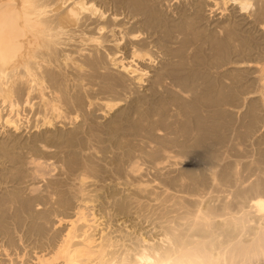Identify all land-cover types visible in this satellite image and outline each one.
Masks as SVG:
<instances>
[{
    "label": "bare ground",
    "instance_id": "obj_1",
    "mask_svg": "<svg viewBox=\"0 0 264 264\" xmlns=\"http://www.w3.org/2000/svg\"><path fill=\"white\" fill-rule=\"evenodd\" d=\"M173 1L0 0V264L256 259L264 0Z\"/></svg>",
    "mask_w": 264,
    "mask_h": 264
},
{
    "label": "rangeland",
    "instance_id": "obj_2",
    "mask_svg": "<svg viewBox=\"0 0 264 264\" xmlns=\"http://www.w3.org/2000/svg\"><path fill=\"white\" fill-rule=\"evenodd\" d=\"M161 1H162L161 4L163 3L162 7L164 6V3H165V6H166V7L168 6V7H167V8H164V9H165L166 11L169 10V12H171V11H170L171 9H169V8H172V7L174 6L173 3H176V2L173 1V0H171L173 3H172L170 0H168V1H167V0H161ZM163 1H164V2H163ZM169 2H170V3H169ZM172 4H173V5H172ZM170 5H171V6H170ZM167 9H168V10H167ZM203 10H204V11H207V10H205V9H203ZM204 11H203V12H204ZM207 12H208V13H207ZM207 12H206L207 15H206L205 12L203 13L204 18H205L204 21H206V18H208L207 20H209V22H207V21H206L207 23H206V22H203V23H202V24H203L202 26L204 27V26H206V25L208 24L205 28H208V27L212 28V26L214 25L213 23H215V22H214V19H216L220 14H217V15L215 14V15H214L213 13H210V14H209V11H207ZM224 16L227 17V14L225 13ZM224 16H223L222 20H224ZM226 17H225V18H226ZM218 21H219V19H218ZM204 23H205V24H204ZM211 24H212V25H211ZM123 51H125V52H123ZM120 52H121V53H120ZM120 52H118V53L121 55V57H125L126 55L128 56L126 50L123 49V50H121ZM118 53H117V55H118ZM124 53H125V54H124ZM120 55H119V56H120ZM122 55H123V56H122ZM127 56H126V57H127ZM261 84H262V87L264 88V78L262 79ZM262 93H263V98H264V89H263ZM97 97H98V99H100V98L102 99L103 96L98 95ZM97 97H96V98H97ZM99 97H100V98H99ZM112 112H113V111H112ZM112 112L109 111L108 114H112ZM76 114H77V113H74V112H73V113H70L69 116L72 117V116H75ZM22 115L24 116V114H21V116H20L21 121H22V122H23L24 120L26 121L27 118H28V120H31V121L29 122V121L27 120L26 122H29V123H24L25 121H24L23 123L26 124V125H27V124H28V125L31 124V122H32V118H33V116H31V112H28V113H27V116H28L27 118H26V116L23 117ZM109 116H110V115H109ZM30 117H31V118H30ZM263 117H264V115H263ZM24 118H25V119H24ZM22 119H23V120H22ZM78 119H79V117H78ZM99 120H100V119H99ZM262 125H263V126H262V131H263V133H264V119H263V124H262ZM260 142H261L262 144H261V143H258V144H260V146L264 147V143H263V141H260ZM258 144H254V145H252V146H254L253 148H255V147L257 148V147H258ZM195 152H196V153H195ZM203 152H204V153H203ZM202 155H203V156H202ZM190 156H191V157L193 156L192 158H195V159L199 162V165H198V166H192V167H186V169H189V170L192 169L193 171H195V172H197V173H198V170H203L205 167H208V163H210V161H209V155H208V153L205 154V151H202V152H201V151H199V150H198V151L194 150L193 152L190 153ZM194 156H195V157H194ZM251 159H252V156H251V154H249V155L247 156V160H251ZM204 162H205V163H204ZM200 164H201L202 166H201ZM204 165H205V167H203ZM199 166H200V167H199ZM143 167H144V166H143ZM197 167H198V168H197ZM200 168H202V169H200ZM192 170H191V171H192ZM196 170H197V171H196ZM51 172H52V173H53V172L55 173V171H51ZM54 173H53V174H54ZM148 175L150 176V174H148ZM149 176H148V177H149ZM146 177H147V176H146ZM121 216H122V215H120L119 217H121ZM140 221H141V220H140ZM127 223L129 224L130 222L127 221ZM144 224H145V223H143V225H144ZM137 225H138V224H137ZM261 233H262V234H261ZM261 233L259 234L260 236H259V235L257 236V240L253 241V242H252L253 244H250L251 247H252V245H253V246H256L257 244H258L259 247L257 246L258 250H257V248H256L255 250H253V253L255 252L254 254H253L252 252L250 253L251 256H252V258L254 257V259L256 258L257 260H256V259H255V260L252 259V260H251L252 262H250L249 264H264V245H262V243L264 244V230H263ZM258 237H259V238H258ZM260 237H261V238H260ZM262 238H263V239H262ZM260 239H262L263 241L260 240ZM256 241H257V242H256ZM258 241H260V242L262 241V243H260V242H258ZM255 242H256V243H255ZM254 243H255L256 245H255ZM23 244H24V247H25V248H24L23 252H21L22 255L20 254L21 256L17 259L18 262H25V261H27L26 259H28L27 257H28V255H30V253H31V255H30L29 257H31V256L33 255V251H34V249L32 248L33 244L30 245V243H29L28 241H24ZM23 244H22V246H23ZM26 244H27V245H26ZM27 247H28V248H27ZM261 247H262L263 249H262ZM30 248H31V249H30ZM32 249H33V251H32ZM261 249L263 250V251H261L262 253L259 252ZM26 250H27V251H26ZM29 251H30V252H29ZM256 251H257V252H256ZM25 252H27V253H25ZM28 252H29V253H28ZM256 253H257L258 255H260V256L258 257V255H257ZM259 253H261V254H259ZM25 254H26V255H25ZM0 255H4V257H3V256H0V258L3 257L2 259H5L6 262L9 261V257L5 256L4 253H2V254L0 253ZM26 256H27V257H26ZM21 257H23V258H21ZM24 257H25V258H24ZM260 257H261V258H260ZM262 258H263V259H262ZM19 259H20V260H19ZM24 259H25V261H24ZM259 259H261V260L258 261ZM7 260H8V261H7ZM258 262H259V263H258Z\"/></svg>",
    "mask_w": 264,
    "mask_h": 264
}]
</instances>
